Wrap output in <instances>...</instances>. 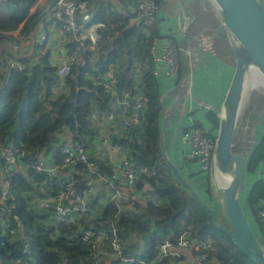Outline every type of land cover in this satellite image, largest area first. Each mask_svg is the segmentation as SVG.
Here are the masks:
<instances>
[{"label": "trees", "instance_id": "16d2710c", "mask_svg": "<svg viewBox=\"0 0 264 264\" xmlns=\"http://www.w3.org/2000/svg\"><path fill=\"white\" fill-rule=\"evenodd\" d=\"M0 1V37L4 33L12 35L11 30H19L21 34L29 32L31 24L38 17V13H31L36 0ZM166 17L165 12H160L156 26L152 27L151 35H148L144 26L131 22L130 15H122L109 7L102 9L98 19L106 22L107 28L101 32L102 37L96 51L84 50L73 37L61 44L66 56L72 55L70 72L63 81L60 80L58 66L52 59L54 49L50 45L57 46L56 38L52 43L47 42L42 50L36 49L31 56L19 58L24 65L23 71L6 69L0 58V141H13L16 144L22 142L26 156L19 161L29 166L26 174L11 171L7 175L11 187L5 212L1 217L11 229L5 231L0 228V264H95L93 237L85 239V232L105 231L109 238L104 240V246L111 249L113 242L110 240L113 238L114 227L124 250L123 256L137 258L134 263L129 264H141L139 259H143L144 264L156 263L162 242L167 240L177 246L180 237L187 230L192 232L189 233L190 238L197 237L215 244L216 251L211 254V258L217 259V264H254L215 226L200 204L190 197L174 178L167 163L165 148L162 146L164 108L172 98L169 92L174 88L173 84H177L184 72L182 66V72L169 80L164 77L155 78L150 69L153 64L150 48L154 36L163 37L170 29L173 30L171 20ZM174 38L179 42V38ZM220 39L226 42V47L233 56L226 37L222 35ZM225 42L222 43V48ZM6 52L4 49L1 54L16 60L12 52ZM222 55L226 57L225 53ZM216 61L218 60L212 59L210 64ZM135 66L140 69L139 73L143 77V85L140 86L145 89L148 98L144 108L146 120L138 126L122 127L118 118L108 141L121 154H125L129 166L136 169L140 178L133 189L144 195V198L135 201L129 198L118 206L109 196L120 186L116 163L111 159V152L100 143L99 131L92 115L119 114L111 104L112 97L117 94L123 98L124 92L132 95L138 91ZM109 71L114 73L117 83L106 90L96 79H106ZM4 77H7L5 83ZM201 77L203 75L195 78V83ZM58 86L63 90L59 92ZM61 92L63 93L60 94ZM254 100L258 107L264 106V95ZM219 110L220 108H215L203 116L194 113L203 125H209L208 121L212 123V135L219 125ZM257 114L254 113V118ZM259 114L263 119L262 123L258 122L261 145L264 143L261 138L264 134V111ZM69 142L83 147L90 159L67 167L62 173L72 172L75 184L71 187V192L85 197L89 205L88 211L80 214L76 223L57 224L52 218L53 210L43 213L33 204L52 192H55L54 196H58L64 186L55 183L56 176L36 170L31 156L43 153L61 161L63 146ZM255 149L254 147L251 153ZM261 152L255 160L264 156L263 149ZM177 155L176 150L175 156ZM243 157L241 202L252 223L262 201L254 199L251 202V195L246 191L255 179L259 163L254 164L252 156L250 159ZM176 162L181 173L188 178L200 196L213 205L209 176L200 172L198 166L184 156L180 162ZM142 168L145 169L144 172L141 171ZM194 172L198 176H194ZM102 178L109 179V183L105 184ZM258 186L259 182L255 188ZM70 195L69 192L68 196ZM219 218L227 225L221 215ZM256 234H260L259 229ZM6 235H10L11 239ZM120 260L115 258L111 264H120ZM159 263L173 264L168 258L159 260ZM175 264L183 262L176 260Z\"/></svg>", "mask_w": 264, "mask_h": 264}, {"label": "built area", "instance_id": "2783aa9c", "mask_svg": "<svg viewBox=\"0 0 264 264\" xmlns=\"http://www.w3.org/2000/svg\"><path fill=\"white\" fill-rule=\"evenodd\" d=\"M37 1L38 0H36V5L34 6L37 7L40 5V9L35 26L31 27L29 32L24 34H21L19 30H17L19 37H12L10 39L11 43L14 44L16 48L14 51L9 47L0 48V58L4 62L6 69L14 68L18 71H23L24 65L21 64L18 59L31 56L33 53L31 48L32 45L42 50L47 42L52 43L56 38L57 46L52 44L50 46L54 49L52 59L57 63L56 65L58 66L61 81H63L64 77L70 72V60L72 58V55L70 57L66 56L61 44L69 37H73L84 50L96 51L97 44L102 37L101 32L107 28V23L98 19V14L102 9L109 7L112 11H117L122 15H130L131 22H136L144 26L145 29L148 30V35H151L150 30L152 27L156 26L158 14L161 12L163 4L171 6L178 2V0H46L45 2H41L42 0H40L41 3L39 4ZM172 10L174 12V9ZM36 13H38V11ZM188 27L189 20L188 17L184 15L182 18V25L179 29L175 28V31L184 33ZM220 31V28L217 26L190 35L187 38L186 47H183L182 43L180 41L177 42L172 36L173 31L170 29L163 37L154 36L150 48V54L154 64L152 73L155 78L160 79L164 77L172 80L174 76L182 72L183 58H185L183 64H188L187 75L184 74L180 80L177 81L176 85L170 83L174 85V88H178L179 91L167 102L166 109H174L176 111V113L169 116L170 118L174 116L180 119L181 140L187 146L184 157L187 160L193 161L196 166H198L199 171L208 176L213 165L217 134L208 135L210 126L203 125L202 122L194 116V113H198L199 115L205 114L208 111L214 110L215 107L204 99L194 96L193 90L195 86L196 70L202 68L206 64L208 56L217 57L219 54L217 36ZM52 37L54 38L53 40ZM4 49H6L8 53L12 52L16 60H12V58L8 56L4 57L1 54V52H4ZM74 54L76 55L77 52L75 51ZM83 64H85V62ZM139 71L140 69L135 66L136 81L139 86L136 93L130 95L129 92H124L123 98L117 94L112 97L111 104L115 110L119 111V114L92 115L93 122L99 131L98 139L100 143L105 145L106 150L111 152V159L114 160L115 155L118 156V158L122 156L119 160H114L116 163L114 164L117 167L116 173L120 178V186H118L119 189H117L116 192L109 195L110 199L118 206L129 198L133 201L144 198V195L134 192L133 189L135 182L140 178L136 169L130 167L125 154H121L118 148L114 145L112 146L108 141L110 131L117 125L118 118L122 127L138 126L146 120L144 108L148 103V98L145 89L140 86L141 84L143 85V77ZM96 80L97 83L102 85L106 90H109L117 83V79L112 71L107 73L106 79L98 77ZM183 86H187L188 89L185 95L182 96L180 92ZM61 90L63 89H60L58 86V91L60 92ZM62 93L63 92L60 94ZM180 104L182 105L181 116L177 110ZM164 115L166 114L164 113ZM100 121H107L108 127L98 128ZM250 125L251 128L249 127ZM241 126H244L245 132L252 129L250 151L249 154H245L247 159H250L252 156V149L257 147L260 143L258 128L251 122L250 116L243 120V122L240 119L238 129ZM244 135V133L240 132L239 142L243 143L246 138ZM23 146L24 144L22 142L16 144L13 141H0V228L5 231L11 229V226L4 222L1 217L5 212L6 200L8 199L11 187L7 175L10 174L11 171L26 174L29 169L27 164H22L19 161L20 158L26 156V151L23 149ZM62 152L61 161L58 160L57 157L48 156L43 153H37L31 156L33 167L36 170L51 176H56L57 180L55 183L58 186H64V189L60 190L61 192L58 196H54L53 194L55 192H52L46 195L45 198L36 200L37 204L33 205L39 207L43 213H45L44 211L53 210L52 218L57 224H70L76 223L78 216L88 211L89 203L85 197L71 192L70 189L75 184L72 172L62 173V171L77 163L88 162L90 158L86 155L83 147L73 145L71 142L63 146ZM144 170V168L141 169L142 172H144ZM102 180L105 184L109 183V179L102 178ZM113 187L116 186L113 185ZM69 192L71 193L70 197L68 196ZM13 209H15V205H13ZM256 216L258 226L264 231V202H262V205L258 208ZM116 232L117 229L114 227L113 238L110 240L113 242L111 249H107L106 246H104V240L109 238L105 231L93 232L87 230L85 232V239L93 237L92 250L94 251L95 264H111L115 258L121 259L120 264H129L136 261V257L123 256L124 250ZM189 233L192 232L187 230V232L180 237L177 246H174L167 240L163 241L160 247L161 252L159 260L163 261L168 258L173 264L176 263V260H182L183 264H217V259L211 258V254L216 251L215 244L209 240L197 237L190 238ZM6 237L10 238V235H6ZM260 239L264 241L263 238L260 237ZM159 260L153 264H160ZM138 261L141 264L145 263L143 259H139Z\"/></svg>", "mask_w": 264, "mask_h": 264}, {"label": "water", "instance_id": "95a60500", "mask_svg": "<svg viewBox=\"0 0 264 264\" xmlns=\"http://www.w3.org/2000/svg\"><path fill=\"white\" fill-rule=\"evenodd\" d=\"M211 1L234 56V72L218 116V133L210 172L213 205L200 196L175 162L167 156L166 160L174 178L208 213L215 226L254 264H264V242L256 234L241 202L242 156L234 152V139L246 101V86L256 76L264 81V0ZM183 47H186V41ZM183 72L187 75V63L183 64ZM219 215L227 225L220 221Z\"/></svg>", "mask_w": 264, "mask_h": 264}, {"label": "crops", "instance_id": "0c3cea01", "mask_svg": "<svg viewBox=\"0 0 264 264\" xmlns=\"http://www.w3.org/2000/svg\"><path fill=\"white\" fill-rule=\"evenodd\" d=\"M197 1L201 4V11L200 8L197 9L196 11H194L193 9V5L196 4ZM197 1L178 0L176 4H172L171 6H166L165 4H163L161 13L165 12L167 15L166 18L171 20L172 29H173L172 36L179 38V41L182 43L186 41L187 32L189 33L188 36H190L193 34H197L205 29H211L218 26L221 30L217 36V45H218V41L220 40L221 36L224 35L226 37V34L224 29L222 30L221 27L219 26L220 20L218 18L216 9L211 0H197ZM172 9H174V12ZM210 11L212 13L211 21L213 22V25L210 24L211 22L208 23L210 21V18L208 20H203L206 14L209 15ZM184 15L187 16L189 20L188 29L184 33H182L181 31H175V28L179 29L180 26L182 25V18ZM196 22H197V26L194 25ZM14 32L17 31L11 30L12 34ZM219 54L220 57L208 56L206 60V64L202 68L196 70L195 78H197L200 75H203V77H201L199 80L197 79L198 82L195 83L196 87H194L193 90L194 96L204 99L205 101L212 104L215 108L218 109L221 108L222 101L224 99L225 93L227 91L231 77L234 72V63L231 64V62L229 61V59L232 57L229 58L227 54H225L226 55L225 57L224 55H222L223 53L221 52ZM212 59H217L218 60L216 61L217 63L212 62L210 64ZM204 79L206 80L204 83H202ZM178 91H179L178 88H172V90H170L169 93L172 96H174L176 93H178ZM181 109H182V105L180 104L177 108L180 116H181ZM200 116H203V114H201ZM163 128H164L163 139H164L165 154L169 159L173 157L171 160L175 162L177 166H179L176 160L180 162L182 156H184V152L187 150L186 144H184L183 141L181 140L179 117H175L173 118L172 121L169 120V122H167V119L165 118ZM237 137H238V132L236 133L234 144L236 145V143H238L239 145H241L242 143L238 141L239 137L238 138ZM244 137H251V136L246 133ZM261 138L264 139V134L261 135ZM170 139L171 142L169 141ZM262 149L264 150V143H262L261 145H259L258 148H256L254 156L256 157L257 152L259 151L257 155L258 157ZM176 150L178 154L177 156H175ZM255 163H259L257 172L255 174V179L253 180L252 185L247 188L246 192L248 195L253 196L254 193L255 194L258 193L260 191V187H262L261 190L263 194L260 197H258L257 200H261L262 202H264V156L258 158L255 161ZM257 182H259V186L255 188ZM210 194L212 198V191H210ZM255 221L257 223V216H255ZM258 228L260 235H262L264 238L263 229L260 228L259 226Z\"/></svg>", "mask_w": 264, "mask_h": 264}, {"label": "rangeland", "instance_id": "374dc122", "mask_svg": "<svg viewBox=\"0 0 264 264\" xmlns=\"http://www.w3.org/2000/svg\"><path fill=\"white\" fill-rule=\"evenodd\" d=\"M46 0H42L41 2H45ZM197 1V0H196ZM39 4L41 3L40 2V0H38L37 1ZM34 5H36V4H34ZM196 8V9H195ZM200 8V11H201V4L197 1V3L196 4H194L193 5V9H194V11H196L197 9H199ZM39 9H40V5L39 6H37V7H35V6H33V8L31 9V13H35V12H37L38 11V16H39ZM171 12V11H170ZM211 17H212V13H211V11L209 12V15L208 14H206L205 16H204V18H203V20H208L209 18H210V21L208 22V23H210L211 25H213V22L211 21ZM38 18V17H37ZM36 18V19H37ZM36 21V20H35ZM35 21L31 24V27H34L35 26ZM195 26H197V22L194 24ZM30 27V28H31ZM207 27H209V26H207ZM213 27H215V26H213ZM5 34V36L4 37H1L0 38V46H1V48H5V47H9L12 51H14V49L16 48L15 47V45L14 44H12L11 43V41H10V39L13 37V38H17V37H19V33L18 32H14L12 35H8V33H4ZM54 38L52 37V40H53ZM223 42H225L223 39H220L219 41H218V46H219V49H220V52L221 53H225V54H227V55H229V58L230 57H232V58H230L229 59V61L231 62V64H233L234 63V57L233 56H231V54H230V50L229 49H227V47H226V42H225V45H224V47L222 48V43ZM32 50L33 51H35L37 48L36 47H34L33 45H32ZM229 50V51H228ZM54 62V61H53ZM55 63V62H54ZM55 64H57V63H55ZM182 65H183V60H182ZM141 66H143V65H140V67ZM145 67V66H144ZM1 67H0V71H1ZM150 69H151V72L154 70V64H151V67H150ZM153 74V73H152ZM7 76V75H6ZM256 82L254 83V85L252 84V82H250V83H248L247 84V86H246V101H245V105H246V107H245V111L243 112L242 111V114H241V120H242V122H243V120H245L246 118H248L250 115L252 116V118L254 117V114H251V112H250V110H252V111H255V114H257V112L258 111H264V106L263 107H258L259 105H257L256 104V102H255V98H258L259 96H262V95H264V81L262 80V79H260V78H258L257 80H255ZM187 89H188V87L187 86H183V87H181V95L183 96V95H185V93H186V91H187ZM165 95V94H164ZM254 106V107H253ZM244 109V108H243ZM164 113L166 114V115H164V116H166V119H167V122H169V120L170 121H172L173 120V118H175L174 116L172 117L171 116V118H169V116L170 115H172V114H174V113H176V111L173 109V110H168V109H166V108H164ZM219 113L221 114V112H220V110H219ZM219 113H218V115H219ZM101 120V119H100ZM254 121L255 122H258L259 121V117H258V114H257V116H256V118H254ZM164 122H165V119H163V121H162V135H164V128H163V124H164ZM208 123H209V126L211 127L212 125V123L210 122V121H208ZM108 127V122L107 121H100V124H98V128H107ZM250 128H251V125L249 126ZM240 132L241 133H244V134H248V135H250L251 137H252V129L251 130H249L248 132H245L244 131V126H241L239 129H238V137L240 136ZM218 133V128H217V130H216V133H215V135ZM208 135H211V132H209V134ZM237 137V138H238ZM251 137H246L245 138V140L243 141V143L241 144V145H239L238 143H236V145L234 144V152H236V153H238V154H240L241 156H242V160L244 159V157L243 156H245V154L247 153V154H249V151H250V141H251ZM169 139V138H168ZM239 139V138H238ZM170 142H171V139L169 140ZM162 142H163V138H162ZM258 153H259V151L257 152V155H258ZM260 153H262V152H260ZM255 155V154H254ZM253 155V158H252V160H255L256 159V157H257V155H256V157ZM119 158H122V156L121 157H119ZM119 158H118V156H116L115 155V157H114V160L115 161H117V160H119ZM256 161V160H255ZM255 163V162H254ZM194 176H198V174L196 173V172H194ZM209 178H210V174H209ZM187 180H188V178H186ZM189 181V180H188ZM210 186H211V178H210ZM190 182V181H189ZM191 183V182H190ZM262 187H260V191L258 192V193H254V195L253 196H251V198H250V201L252 202L254 199H258V197H260L262 194H263V192H262ZM252 227L254 228V230L257 232V229H259L258 228V226H257V223L255 222V220H253L252 219ZM264 232V231H263ZM258 236H259V238L261 237V235L260 234H258Z\"/></svg>", "mask_w": 264, "mask_h": 264}, {"label": "clouds", "instance_id": "9594fccd", "mask_svg": "<svg viewBox=\"0 0 264 264\" xmlns=\"http://www.w3.org/2000/svg\"><path fill=\"white\" fill-rule=\"evenodd\" d=\"M33 8V7H32ZM31 8V9H32ZM36 22V21H35ZM187 34H189L188 32H187ZM5 36V35H4ZM3 36V37H4ZM189 36L187 35V38H188ZM1 38V37H0ZM187 38H186V45H187ZM182 43V42H181ZM183 44H184V42L182 43V46H183ZM217 47H218V53H220V49H219V46L217 45ZM34 52V51H33ZM217 57H220V54H218V56ZM4 79H5V81L3 80V82L5 83L6 82V80H7V77H4ZM2 89V88H1ZM245 107H246V105H245ZM245 107H244V109H243V112L246 110L245 109ZM254 107V106H253ZM250 112H251V114H254L255 113V111H252V110H250ZM258 113V112H257ZM259 113H260V111H259ZM258 113V114H259ZM258 117H259V121L258 122H260V123H262V121H263V119L260 117V114L258 115ZM165 118H166V116H165ZM170 118V117H169ZM241 119V118H240ZM250 120H251V122L254 124V125H256L257 126V128H258V122H255L254 121V117L252 118V116L250 115ZM259 129H260V127L258 128V131H259ZM238 132V131H237ZM162 138H163V135H162ZM217 140V139H216ZM235 140V139H234ZM259 146H257V147H255V148H258ZM255 151H256V149H255ZM255 151L252 153V158H253V155L255 154Z\"/></svg>", "mask_w": 264, "mask_h": 264}, {"label": "bare ground", "instance_id": "6f19581e", "mask_svg": "<svg viewBox=\"0 0 264 264\" xmlns=\"http://www.w3.org/2000/svg\"><path fill=\"white\" fill-rule=\"evenodd\" d=\"M259 77L258 76H256V77H254L253 79H252V84L254 85V83L256 82L255 80H257ZM144 206V205H143ZM131 222V221H130Z\"/></svg>", "mask_w": 264, "mask_h": 264}]
</instances>
